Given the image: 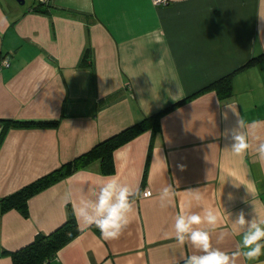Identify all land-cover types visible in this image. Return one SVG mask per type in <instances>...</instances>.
Returning a JSON list of instances; mask_svg holds the SVG:
<instances>
[{
    "label": "crops",
    "instance_id": "1",
    "mask_svg": "<svg viewBox=\"0 0 264 264\" xmlns=\"http://www.w3.org/2000/svg\"><path fill=\"white\" fill-rule=\"evenodd\" d=\"M48 3L40 11L38 0H0V132L6 119L59 120L56 126L5 129L0 197L187 99L162 114L157 131L146 129L114 149L112 172L94 160L31 196L26 215L16 208L2 212L0 264H13L12 251L59 226L82 193L117 174L152 196L137 200L130 225L116 240H104L74 215L79 232L50 264H183L194 250L176 244L174 223L190 200L189 188L204 194L192 211L211 206L221 213L214 246L235 251L240 236L221 241L220 232L231 229L241 210L246 219L264 218V162L254 151L264 127L257 130L260 140L249 137L253 148L244 157L225 150L240 117L264 121V56L251 60L264 54V0ZM226 75L228 96L203 89ZM167 184L178 185V195L175 206L162 209L158 194ZM262 261L241 257L238 264Z\"/></svg>",
    "mask_w": 264,
    "mask_h": 264
},
{
    "label": "clouds",
    "instance_id": "2",
    "mask_svg": "<svg viewBox=\"0 0 264 264\" xmlns=\"http://www.w3.org/2000/svg\"><path fill=\"white\" fill-rule=\"evenodd\" d=\"M162 2L166 3L167 0ZM2 66L7 67L8 61H3ZM223 105L236 112V107L232 104ZM261 127H264V121L248 123L240 117L237 127L230 130L232 143L225 150L234 156L244 157L247 151L253 148L249 137L260 140L257 130ZM223 135L228 137L229 130ZM254 151L258 154V159L264 162V140H260ZM177 187L178 185L174 187L172 184L162 187L158 194L159 206L162 209L175 206ZM185 192L189 194L190 200L175 216L174 239L180 247L188 246L194 252L182 258L183 264H238L241 257L249 262L260 261L264 256V218L258 216L246 219L245 213L241 210L235 220L231 221V229L221 231L219 234L218 239L221 241L229 236H240L236 250L227 252L214 246L212 242V232L221 223L220 211L211 206L202 207L201 212L192 211L194 204L197 207L202 206L204 194L200 188H189ZM151 196L150 191H141L139 187L133 188L122 182L118 174L112 175L90 192L82 193L78 203L73 204V212L78 221L98 229L104 240H116L130 225L137 200ZM229 198L231 199V196ZM68 200L70 194H66V202ZM261 264H264V261Z\"/></svg>",
    "mask_w": 264,
    "mask_h": 264
},
{
    "label": "trees",
    "instance_id": "3",
    "mask_svg": "<svg viewBox=\"0 0 264 264\" xmlns=\"http://www.w3.org/2000/svg\"><path fill=\"white\" fill-rule=\"evenodd\" d=\"M40 5L44 8H36V10L46 11L49 8L48 0L40 1ZM264 56H253L251 60ZM249 60V62L251 61ZM206 88H214L221 97H226L231 93L230 75L221 77L210 83ZM195 94V93H194ZM192 94V95H194ZM187 98L175 101L166 107L144 116L143 118L129 124L118 132L98 141L89 149L62 162L59 166L40 175L32 181L15 189L14 191L0 197V214L12 208L19 209L24 215L27 212V201L34 194L49 187L55 182L65 178L79 168H82L94 160H100L102 171L110 173L114 170L113 151L123 143L130 140L137 134L151 129L157 131L159 129V121L162 114L181 104ZM57 118L49 119H6L2 120L3 127L0 132V142L3 138L5 129L10 126L31 127V126H56ZM96 229V228H95ZM98 230V229H97ZM79 232V226L73 212L70 210L67 219L59 226L54 228L47 234H37L28 244L11 252L13 264H42L46 262L50 264L56 252L60 247L65 245Z\"/></svg>",
    "mask_w": 264,
    "mask_h": 264
},
{
    "label": "built area",
    "instance_id": "4",
    "mask_svg": "<svg viewBox=\"0 0 264 264\" xmlns=\"http://www.w3.org/2000/svg\"><path fill=\"white\" fill-rule=\"evenodd\" d=\"M40 1H44V0H40ZM152 1L155 4H167L168 3V0H167L166 3L162 2V0H152ZM3 61H5V60H3ZM42 264H47V263L46 262H43Z\"/></svg>",
    "mask_w": 264,
    "mask_h": 264
}]
</instances>
